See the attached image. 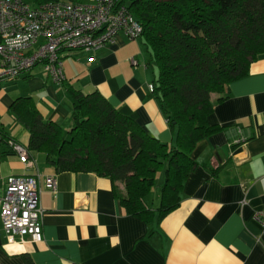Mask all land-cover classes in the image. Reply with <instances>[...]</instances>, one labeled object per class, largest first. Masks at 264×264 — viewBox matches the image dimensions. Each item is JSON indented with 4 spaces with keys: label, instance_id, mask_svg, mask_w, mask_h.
<instances>
[{
    "label": "crops",
    "instance_id": "1",
    "mask_svg": "<svg viewBox=\"0 0 264 264\" xmlns=\"http://www.w3.org/2000/svg\"><path fill=\"white\" fill-rule=\"evenodd\" d=\"M149 61L141 38L119 32L104 49L64 54L61 84L41 66L0 81V180L34 176L44 211L38 243L10 240L0 222V264H26L28 257L33 264H264V229L254 220L264 209V54L214 106L208 123L220 130L191 152L197 166L176 209L149 223L126 214L109 178L57 172L42 152H30L24 165L8 145L28 146V131L9 110L18 98L31 99L43 120L67 131L69 88L97 92L150 136L173 145L176 130L148 88L155 77ZM50 178L54 189L47 187ZM157 197L147 201L153 210Z\"/></svg>",
    "mask_w": 264,
    "mask_h": 264
},
{
    "label": "trees",
    "instance_id": "2",
    "mask_svg": "<svg viewBox=\"0 0 264 264\" xmlns=\"http://www.w3.org/2000/svg\"><path fill=\"white\" fill-rule=\"evenodd\" d=\"M49 1L57 0L32 3ZM128 8L143 29L140 38L155 70L151 94L176 130L173 145L150 136L97 92L68 89L67 131L43 120L29 98L16 99L9 110L29 133V153H44L57 172L109 178L126 214L149 223L176 209L197 166L191 152L220 130L208 123L214 106L228 99L229 85L264 54V0H131ZM162 167L164 183L153 210L147 198ZM26 264H33L29 257Z\"/></svg>",
    "mask_w": 264,
    "mask_h": 264
},
{
    "label": "built area",
    "instance_id": "3",
    "mask_svg": "<svg viewBox=\"0 0 264 264\" xmlns=\"http://www.w3.org/2000/svg\"><path fill=\"white\" fill-rule=\"evenodd\" d=\"M131 0H57L33 4L24 0H0V81H14L36 66L57 84L65 81L63 55L96 52L114 43L119 32L139 39L143 29L128 8ZM132 64L136 61L130 59ZM150 92L152 84L148 86ZM20 163L29 152L10 140ZM47 187L55 188L53 179ZM40 190L31 175L0 180V222L10 240L38 243L42 240ZM264 229V209L254 215Z\"/></svg>",
    "mask_w": 264,
    "mask_h": 264
},
{
    "label": "rangeland",
    "instance_id": "4",
    "mask_svg": "<svg viewBox=\"0 0 264 264\" xmlns=\"http://www.w3.org/2000/svg\"><path fill=\"white\" fill-rule=\"evenodd\" d=\"M24 1L28 2V3H32V0H24ZM159 178H161V179H159ZM163 183H164V168L162 167V169L156 175L155 186L153 187L151 194L148 196L147 201L154 198V196H156V194H157L158 197L155 199V202H156V205L157 204L159 205L160 190H161V186L163 185ZM118 186H119V188H122L121 187L122 185L121 186L118 185Z\"/></svg>",
    "mask_w": 264,
    "mask_h": 264
}]
</instances>
